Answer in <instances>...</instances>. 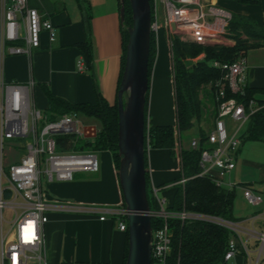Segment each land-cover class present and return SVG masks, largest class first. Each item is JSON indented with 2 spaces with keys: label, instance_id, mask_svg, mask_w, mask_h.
<instances>
[{
  "label": "built area",
  "instance_id": "obj_1",
  "mask_svg": "<svg viewBox=\"0 0 264 264\" xmlns=\"http://www.w3.org/2000/svg\"><path fill=\"white\" fill-rule=\"evenodd\" d=\"M151 32L157 34L159 5L164 10L167 43L171 50L174 36L184 41L202 46L233 45L227 35L231 13L212 0H149ZM173 26V28L171 27ZM45 32L49 43L55 40V30L51 20L36 8L30 7L27 0H0V59L7 55L23 54L30 56L40 45V34ZM204 56V53H200ZM210 66L220 70V76L213 83L215 116L212 126L205 135V146L200 149L197 176H207L216 185L226 188L235 186L231 173L235 168L241 137L238 131L250 117L264 107L254 98L240 101L248 86V64L245 54L231 62L211 60ZM78 70L84 68L82 60L77 61ZM34 80L26 82L5 81L0 78V264H48V252L43 236V225L48 213L66 210L97 215L99 220L110 216L120 231L127 228V210L123 203L115 206L82 205L72 202H59L47 197L42 181H70L76 172H97L99 151L76 149L77 138L88 137L84 124L75 112L63 113L49 118L45 109L35 106L32 98ZM234 127L227 128L226 120ZM150 121L144 122V146L150 150ZM233 130V131H231ZM72 136L66 140L60 137ZM23 139V141H19ZM17 141L22 153L15 162L4 165L6 142ZM178 142V148L180 150ZM188 147H199L198 137H191ZM181 167L180 159L176 157ZM185 177L174 183H184ZM168 186V185H165ZM149 179L153 193L154 209L150 216L162 218L160 227L152 230L151 259L163 264L170 251L171 232L167 219L178 217L181 220L196 219L215 223L227 228L230 238L218 264H264V219L259 224L261 230L242 226L239 221L219 218L215 215L185 210L167 209V199L161 195L163 187ZM242 194L251 205H260L262 196L251 188L243 186ZM10 210L6 219L3 210ZM253 239L254 261L249 256V240ZM240 257L241 261L236 260Z\"/></svg>",
  "mask_w": 264,
  "mask_h": 264
},
{
  "label": "crops",
  "instance_id": "obj_2",
  "mask_svg": "<svg viewBox=\"0 0 264 264\" xmlns=\"http://www.w3.org/2000/svg\"><path fill=\"white\" fill-rule=\"evenodd\" d=\"M212 1L230 13L250 17L264 33V0ZM27 4L51 20L55 40L49 43L46 33L42 32L40 45L32 50L30 56L7 55L0 59V78L19 82L34 80L32 98L39 109L47 107L45 91L71 103L94 102L98 92L110 105L114 104L122 63L118 0H27ZM164 30L165 45L160 41V29L157 31L155 59L150 72L146 113L152 125L175 124L170 49ZM87 36L92 45L85 53L77 44ZM259 47H264V43ZM260 56L255 54L247 71L248 85L255 88H264V55ZM78 60L83 62L82 70L77 68ZM89 123L83 121L84 126ZM7 142L3 159L5 166L17 161L22 153L17 141ZM146 156V167L153 184L176 182L178 168L179 174L181 170L175 155L167 149L150 148ZM247 186L262 196L263 203V194ZM45 190L50 200L59 202L101 206L122 203L116 169L108 149L99 150L97 172H76L72 180L51 182ZM160 193L166 194L162 190ZM43 236L48 264H122L126 234L117 228L116 221L110 216L99 220L97 215L88 213L50 211L43 225ZM255 242L253 240V245ZM236 260L241 261L240 257Z\"/></svg>",
  "mask_w": 264,
  "mask_h": 264
},
{
  "label": "trees",
  "instance_id": "obj_3",
  "mask_svg": "<svg viewBox=\"0 0 264 264\" xmlns=\"http://www.w3.org/2000/svg\"><path fill=\"white\" fill-rule=\"evenodd\" d=\"M238 2H253L255 0H237ZM124 26L131 23V10L128 0H124ZM85 26L88 33V19H85ZM121 27L122 41V63L119 79L122 72L127 32ZM227 35L234 43L233 45H207L202 46L194 42H182L178 38L173 39L171 47V78L174 95L175 124L174 125H152L150 122V148L167 149L172 155L180 159L181 167L178 180L181 176L186 180L181 185L172 183L165 186L159 185L164 191L167 199V209L172 211L185 210L215 215L225 220L235 221L232 215V204L234 200V187L226 188L216 185L207 176H197L200 171L198 158L200 149L205 146L204 140L207 131L201 129L199 123L202 119V104L199 92L203 84L210 83L212 91V102H215L213 95V83L220 76L218 68L210 66L211 60L219 62H231L249 48L262 46L264 33L250 17L235 15L231 13V19L227 27ZM91 40L87 38L78 43L77 46L88 53L91 48ZM149 83L150 72L153 62L154 33L151 32L149 48ZM204 56L195 63H190L188 58L195 57L200 52ZM118 79V83H119ZM117 83V88H118ZM117 91V90H116ZM48 104L45 108L49 118H56L63 113L75 112L84 118H94L99 122V128L92 137H81L75 141L76 149H108L111 152L115 169L118 166L117 157V109L116 102L110 105L98 92L95 94L94 102L71 103L63 98L52 95L45 91ZM148 98V93H147ZM147 98L145 103V121L147 118ZM254 98L258 103H264V88H255L248 85L244 96H238L240 101H247ZM196 130V137L199 139V147L192 149L178 142H185L189 134ZM60 139H74L72 136L60 137ZM264 140V107L254 113L247 122L246 132L241 136V143L244 140ZM145 147V146H144ZM239 152V149H238ZM146 194L149 208L154 209L153 198L148 195L149 175L146 167L147 156H144ZM244 186L248 187L247 184ZM171 187V190H168ZM173 187V188H172ZM168 190V191H167ZM238 221V220H237ZM167 226L171 232L170 251L163 264H218L227 247V241L231 232L218 224L196 219L181 220L178 217L167 219ZM160 217L150 218L152 230L162 225ZM127 235V228L124 231ZM127 236L122 264L126 256ZM151 264H158L151 259Z\"/></svg>",
  "mask_w": 264,
  "mask_h": 264
},
{
  "label": "water",
  "instance_id": "obj_4",
  "mask_svg": "<svg viewBox=\"0 0 264 264\" xmlns=\"http://www.w3.org/2000/svg\"><path fill=\"white\" fill-rule=\"evenodd\" d=\"M131 23L124 26V0H118L121 27L127 32L124 62L116 91V175L127 210L124 264H151L152 228L146 194L144 122L149 91L151 14L149 0H128ZM173 28V26H171Z\"/></svg>",
  "mask_w": 264,
  "mask_h": 264
},
{
  "label": "rangeland",
  "instance_id": "obj_5",
  "mask_svg": "<svg viewBox=\"0 0 264 264\" xmlns=\"http://www.w3.org/2000/svg\"><path fill=\"white\" fill-rule=\"evenodd\" d=\"M158 24H159L158 30L160 29L159 31L160 41L161 43L165 45L162 29H165L164 31L166 34V39L169 36H168V31L165 28L166 20L164 16V10L161 5H159ZM155 37L156 35H154V52H153L154 55H153L152 66H153L154 59H155ZM176 37L178 38V40L182 42H187V41H184V39H182L179 36H174L172 37V39ZM263 50H264V47H255V48H249L246 51L245 57L247 59L248 66L252 64V61H254L253 58L255 57V54H258V56L264 55V53H262ZM200 53H203V51ZM200 53L196 55L195 57L188 58V61L190 63H195L197 60H200L203 57V56H200ZM171 55L172 54L170 50V59H171ZM167 60H168V56H167ZM152 66H151V69H152ZM210 87H211L210 83L203 84L199 92V96L201 98L200 102L202 104V108H201L202 109V119L200 120L199 125L201 129L204 131H208V129H210V127L212 126L213 118H214V105L212 102V91H210L211 89ZM80 119L82 121L91 122L84 126L85 127L84 132H85V135L88 137L94 136L97 129L99 128V122L96 119L91 118V117L84 118L83 116H80ZM226 124H227L228 129L230 127H233L234 129V127L237 125L236 123L232 124L228 119L226 120ZM246 129H247V123L241 126L240 130L238 131L237 136L241 137L246 132ZM195 133H196V130L193 128V130L189 134V137L186 139V141L182 142L183 146L187 147L189 139L191 137H196ZM19 141H23V139H20ZM235 165L236 167L232 175L233 182L235 183V186H234L235 196H234V200L232 204V215L236 220L240 222L242 226L251 227V220H252L251 217L253 214H257L256 217L252 220V222H253V227L256 230H258L259 224L264 218V209H262V205L264 201L260 205L249 204L246 201V199L243 197L242 187L245 184L250 185L253 189L259 191L264 196V140H252V139L244 140L240 144ZM177 177H179V168L177 171ZM47 184L49 183L42 181V185L44 187ZM174 184L183 186L184 183H174ZM168 190H171V187H169ZM147 191H148V195L150 199L153 198V193L149 186H148ZM3 214L5 218L8 219L10 215V210L4 209ZM249 247L251 248L249 252V256L251 260L254 261L256 254H255V251L252 250L253 239H250Z\"/></svg>",
  "mask_w": 264,
  "mask_h": 264
}]
</instances>
